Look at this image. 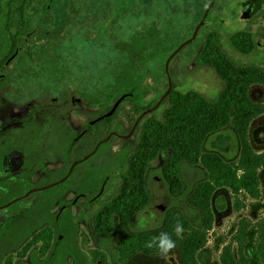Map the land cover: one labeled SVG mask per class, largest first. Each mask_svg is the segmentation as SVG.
<instances>
[{
	"label": "rangeland",
	"instance_id": "obj_1",
	"mask_svg": "<svg viewBox=\"0 0 264 264\" xmlns=\"http://www.w3.org/2000/svg\"><path fill=\"white\" fill-rule=\"evenodd\" d=\"M211 1L46 0L43 3L42 0H34L31 7L38 10L35 24L29 34L23 38L22 44L5 67L4 75L0 79V115L13 113V110L16 113L21 107L17 105L13 107V105L25 102L31 107L25 113L24 119L27 122L35 125L40 121L41 126L49 131L59 129L61 135L66 136V140L69 139L68 142L73 138L72 160L88 154L96 143L104 139L111 131H118L121 135L126 134L138 116L136 108L151 103L167 88L166 58L164 59L161 54L145 57L140 92H137L141 98L136 99L134 103L121 102L113 112L111 120L101 122L94 130L88 131L83 139H78L83 120L80 113L76 111L70 113L73 122V130L70 134V129L66 132V124L63 123L59 113L36 109L39 104H43L40 98L57 95L61 92L60 89L63 91L70 89V84L67 82H74L75 89L81 83H85L89 89L91 83L95 81L98 82L101 79V83H104L108 77V70H111L118 62L127 59L132 62L134 60L137 64V58L135 60L131 53L124 52L116 46L125 48V44L130 42L134 34L146 28L164 29L165 32L173 34L171 39L174 45L183 43L191 37L192 28L196 27ZM73 2L78 11L73 7ZM104 4L109 6V13L115 18L112 29L107 25L108 19L97 18V14L103 15ZM248 5H251L253 10L244 20L241 15ZM15 6L17 5L14 4L12 7ZM81 8L84 11L79 20L75 15H81ZM6 9H8L6 0H0V57L6 56L9 52V33L5 29L4 20ZM19 23L20 20L16 19L14 26L16 27ZM15 27L11 28V31H14ZM59 31H69L70 35L60 40L62 44L55 50L57 55L51 53L48 59L41 60L44 70H39L37 75H29L27 78H17L15 68L21 72L22 69L17 66V63L20 62L19 58L23 59V55L26 54V47L31 46L38 37L45 40L54 37V33ZM238 32H248L251 35L253 50L250 53H240L231 44L232 36ZM209 37L218 38L220 51L228 55L235 64L264 67V0H215L195 39L185 45L169 63L168 72L174 85L173 89L180 92L195 91L207 100L215 101L224 88V82L217 75L216 68L204 61L203 56L201 57L205 47L210 49L207 43ZM215 46L217 45L211 43L213 51ZM33 69L38 70V67ZM52 71L56 72L51 77L53 81L44 78ZM9 83H19L17 86L22 89L19 90L20 88L14 85H10L8 89ZM18 92L22 94L19 95ZM249 95L254 102H264V88L261 85H252ZM6 96L14 99L12 103H8L13 107L12 109L2 101ZM88 99L89 121L108 112L117 100L114 99L105 108H100L90 104V98ZM6 107H9V111ZM167 107L168 103L165 99L149 116L160 120ZM146 118L140 121L131 137L122 139L112 136L101 144L93 156L76 167L68 180L57 186L28 194L33 188L45 185L47 182L45 178L38 180V171L29 169L21 171V174L32 175L31 181L24 182L20 178L15 181L17 187L8 186L9 183H6L8 181L0 182V206L10 203L0 209V244L7 245V250L0 255V264L5 260L9 261V264H104V261L99 259L92 260L91 257L95 252L105 256L106 264H181L176 250L164 258L159 255L147 257L135 255L125 262L118 260L117 252L118 244L127 232L160 227L169 208L180 206L189 215L193 214L186 206L185 198L193 184L203 177V172L199 167L184 165L182 180L185 190L178 195H171L161 173L164 159L170 155L167 150H161L150 162L146 177L149 202L134 215L130 226L123 227L118 220H115L113 229L108 233H97L93 228L94 215L120 191L121 177H118V173L120 170L123 173L127 169V161L135 151L142 123ZM9 120L16 122L18 118L10 117ZM246 134L254 150L264 152V113L251 121ZM239 138L240 135L235 126L229 123L207 135L202 151L215 153L226 162L236 161L240 152ZM63 140H59L58 148L62 147ZM83 140L86 142L85 147L81 146ZM127 152L129 154L125 157ZM70 163L69 159L58 171V177L66 173ZM86 168L91 169L86 181L98 183V187L106 174H110L111 178L107 181L104 193L98 199L89 202L79 199L73 205L66 206L67 208L60 213H67V221L64 223L66 225L62 226L63 217L59 214V210L62 205H67L76 199L77 193V186L69 194L67 189L76 185L77 175ZM4 173L6 172L0 171V175ZM259 173L261 197L256 200L246 198L243 200V207L238 211L234 207V199L228 189L221 188L215 192L212 199L214 221L207 245L197 256L200 264H219L220 248L235 233L239 221L248 218L254 222L264 214V167ZM96 190L86 192L88 197L91 198ZM56 218L57 227L61 225L59 241H56L58 235L54 224ZM147 221L150 224L145 227ZM47 230L52 233L51 240L47 244L43 240H36L37 244L29 246L23 258H18L16 253H23V249L29 241L34 239L37 232L46 235ZM245 253L253 261L252 248L249 244L246 246Z\"/></svg>",
	"mask_w": 264,
	"mask_h": 264
},
{
	"label": "trees",
	"instance_id": "obj_2",
	"mask_svg": "<svg viewBox=\"0 0 264 264\" xmlns=\"http://www.w3.org/2000/svg\"><path fill=\"white\" fill-rule=\"evenodd\" d=\"M33 2L34 0H6L8 9L4 14V20L5 29L9 33V52L6 56L0 57V74L35 24L38 10L31 7ZM14 4L17 6L13 8ZM104 5L103 15L97 14V18L108 19L107 25L112 29L115 18L109 13V6ZM73 7L77 9L74 2ZM44 8L45 6L43 11ZM83 11L81 8V15H75L77 19L81 20ZM14 19L20 20L16 27ZM13 27L15 30L11 31ZM192 29L194 30V27ZM69 35V31H59L54 33V37L45 40L38 37L31 46L26 47V54L23 55V59L19 58L17 66L29 65L30 68L25 72L30 69L33 71L27 72L26 75L30 73L37 75L39 70H44L41 60L48 59L51 53L54 54L62 44L60 40L68 38ZM172 36V33L165 32L164 29L150 27L134 34L130 42L125 44V48L117 45L116 48L131 53L135 60L137 58V64L134 60L132 62L124 59L108 70V77L104 83H101V79L91 83L88 89L90 104L105 108L111 101L124 95L135 99L141 98L137 92H140L145 57L161 54L164 59L167 58L178 46L173 44ZM207 43L210 49L205 47L201 57L216 68L217 75L224 82L222 92L215 101H209L195 91L180 92L173 89L166 98L168 107L162 119L157 120L149 116L152 112L146 115L149 118L144 117L146 119L142 123L138 144L127 161V169L120 176V191L94 215L93 228L97 233H108L113 229L115 220L123 227L130 226L134 215L149 202L147 172L150 162L161 150L170 152L164 159L161 173L171 195H178L185 190L182 180L184 165L199 167L202 170L203 177L193 184L185 198V204L193 214L189 215L180 206L172 207L166 211L160 227L127 232L118 244L120 262H125L135 255L144 257L158 255L156 249L145 248V242L161 232H167L177 241L174 250L178 252L181 264H200L197 256L207 245L214 221L212 199L215 192L221 188L228 189L237 211L243 207V200L246 198L256 200L261 197L259 172L264 167V152L254 150L246 133L251 121L264 113V102H254L249 95V90L254 84L264 88V67L235 64L228 55L220 51L218 38L209 37ZM211 43L218 46L214 47V51ZM231 44L243 54L253 50L251 35L248 32L234 34ZM34 67H38V70H34ZM15 70L16 77L21 78L20 70L17 68ZM50 73L44 78L53 81L51 77L56 72ZM162 94L160 93L151 103L138 106L137 113L140 114L153 106ZM106 113L98 116L96 124L111 120L113 114L105 116ZM229 123L235 126L240 135V152L236 161L226 162L215 153L203 152L202 145L209 133ZM178 220L184 228L182 239L177 238L174 232ZM51 236V231L47 230L46 235L41 233L39 237H34L19 256L23 257L27 248L38 238L47 244ZM247 244L252 248L253 261L245 253ZM91 258L93 261L99 259L106 264L102 253L95 252ZM218 259L219 264H264V214L254 222L248 218L241 219L230 240L220 248Z\"/></svg>",
	"mask_w": 264,
	"mask_h": 264
},
{
	"label": "flooded vegetation",
	"instance_id": "obj_3",
	"mask_svg": "<svg viewBox=\"0 0 264 264\" xmlns=\"http://www.w3.org/2000/svg\"><path fill=\"white\" fill-rule=\"evenodd\" d=\"M29 68H30L29 65H22L21 67L22 77L21 78H27L29 75H32V73H30L29 75H26L27 72L33 71L32 69H30L27 72H25L26 69H29ZM3 75H4L3 73L0 74V79L3 77ZM67 83L70 84L69 85L70 89H67L66 91H63L62 89H60L61 92H59L57 95H52V96L47 95L43 99L40 98V101L43 102V104L42 103L39 104L38 109L36 110L37 111H48V110L50 111L51 110V111H56L57 113H59V115L62 117V121H64L63 123L66 124V132L68 131V129H70V134L72 133V130H73V122L71 120L70 113H73L74 111H76L77 113H80L81 114L80 116L83 117V120H82V129L79 132L78 139H81V138L83 139V137L87 135L88 131H90V127H92V130H94L100 123L96 124L95 122V120L98 119V117L96 119H93V121H89L88 119L89 99H88V87L85 85V83H81V85H78L77 89L74 88V82H70V83L67 82ZM10 85L11 86L14 85L18 89L20 88L18 87L19 83H9L8 89H10ZM21 89L22 88H20L19 90ZM18 94L21 95L22 92H18ZM124 100L131 101L132 103L136 101V99L132 98V96L126 97L125 95H124L123 100L120 101V103ZM2 101L8 104V103H12L14 99L9 96H6L5 98H3ZM16 105L17 107H21L19 111H16V113L13 110V113H7L6 115L5 114L0 115V118L3 119V120L0 119V122H1V125H0V171L6 172L3 175H0V182L4 183L8 181L6 182V183H9L8 186L10 185L14 186L15 181L20 180V178H22L24 182L29 181V180L31 181L32 175L21 174V171L23 172V170H26V169L38 171L37 179L38 180L42 178L47 179V182L45 185L54 183L57 180L66 176L67 173L69 172L71 165L74 163V161L84 157L85 155H87V153L84 156H80L72 160L71 158L73 154V138L72 139L70 138L71 140L68 142L69 139L66 140L67 137L61 135L59 129L58 130L55 129L53 131L44 129L41 126L40 121L38 122V124L31 125L30 122H27L26 119H24L26 111H29L31 107L27 106L25 102L14 104L13 107H15ZM7 106H11V105L8 104ZM13 107L11 106L10 109H12ZM7 111H9V107L7 108ZM140 114H138V116ZM10 117H17L18 120H16V122L15 120L14 121L9 120ZM136 119L134 120V122L132 123L130 127V130L126 134L121 135L118 133V131L114 130L108 133V135L111 134L109 139L112 136L122 138V139H127L131 137L140 123L139 122L137 126L133 129ZM64 137H65V140H63ZM61 139L63 140L62 147L58 148L59 140ZM81 146L82 147L86 146V142L84 140L82 141ZM99 147L94 152V154L98 151ZM128 154L129 153L127 152L125 157H127ZM103 157H104L103 160L105 161L106 153L103 155ZM69 159L71 160V163L66 173L58 177L57 176L58 171L62 167H64V165H66ZM124 159L125 158H123V160ZM79 164L74 166V168L72 169V172L68 175V177L64 181L68 180L70 175L74 173V170L76 169V167H78ZM90 170H91L90 168L88 169L86 168L85 170L83 169L80 172V175L76 173L78 174L76 178V185L74 187L71 186L69 189H67L68 194H69V192L72 193L76 189L75 187L77 186V193L75 195L76 199H73V201L71 203H68L67 205L65 204L62 205L61 209L59 210V214L62 212L63 209L67 208L66 206L73 205L79 199H83L85 202H89V201L98 199L104 193L107 181L111 178V175L106 174L104 179L102 180V182L100 183L98 187L97 186L98 183L93 184V183H89L86 181L87 177L89 176ZM121 174H122V170H120V172L118 173L119 178ZM64 181L60 183H63ZM60 183L54 186H57ZM45 185H42V186H45ZM15 187L17 186L15 185ZM97 187L98 189L96 190ZM95 190H96L95 194L91 198H89L88 193L86 192L95 191ZM66 214H67L66 212L60 214L61 217H63V223L61 224L62 226L66 225L64 224L67 221ZM56 220L57 218L55 219L54 224L56 225V231L58 234L56 241H58L59 239L58 236H59V231L61 229V225H59V228H58L56 224L57 223ZM39 236H40L39 232H37L34 235L35 238ZM38 240H40V238H38ZM37 241L32 243L30 247L35 246L37 244ZM30 242L31 241H29L27 244H29ZM6 250H7V245L1 243L0 244V255H2ZM16 255L18 256V258H23L19 256L18 252L16 253ZM2 264H9V263L8 261L5 260V262Z\"/></svg>",
	"mask_w": 264,
	"mask_h": 264
},
{
	"label": "water",
	"instance_id": "obj_4",
	"mask_svg": "<svg viewBox=\"0 0 264 264\" xmlns=\"http://www.w3.org/2000/svg\"><path fill=\"white\" fill-rule=\"evenodd\" d=\"M214 1H215V0H212L211 3H210V5L206 8V10H205V12H204L202 18L200 19V21L197 23L196 27L194 28L191 37H190L189 39H187L186 41H184L183 43H180V44H179V45H178V46H177V47H176V48H175V49H174V50L168 55V57L166 58L165 69H166V74H167V78H168L167 88H166V90L164 91V93L160 96V98L157 100V102H156L153 106H151V107L145 109V110H144V111H143V112L137 117V119H136V121H135V123H134V127H133V129L137 126V124H138V123H139V122H140V121H141L146 115H148L149 113H151V112H153L155 109H157V108L161 105V103L167 98V96L170 94L171 90H173L174 85H173V83H172V81H171V79H170L169 72H168V66H169V63H170L171 59H172V58H173V57H174V56H175V55H176V54H177V53H178V52H179V51H180L185 45L189 44L191 41H193V40L195 39V37H196V35H197L199 29H200V28L203 26V24L205 23L206 16H207V14H208L210 8L212 7ZM252 10H253V9H252V6H251V5H248V7H246L245 11L242 13L241 18L244 19V20H246V19L248 18L249 14L252 12ZM122 98H124V96H122L121 98H119V99L116 100V102L114 103L113 107H112V108H111V109L105 114V116H110V115L113 114V112H114L115 109L117 108V106H118V104L120 103V101H121ZM110 136H111V134H109L105 139L100 140V141L96 144V146L94 147V149H93L90 153H88L87 155H85L84 157H82V158H80V159L75 160L74 163L71 165V167H70V169H69V172L67 173L66 176H64L63 178L57 180V181L54 182V183H51V184H48V185H45V186H41V187H36V188L32 189L30 192H28V194H30L32 191H37V190H43V189H46V188H50V187H52V186H54V185H56V184H58V183L64 181V180L68 177V175L72 172V169L74 168L75 165H77V164H79V163H81V162L87 160L90 156H92V155L94 154V152L97 150V148H98L103 142L107 141V140L109 139ZM28 194H27V195H28ZM9 204H10V203H8V204H6V205H1V206H0V209H2V208H4V207L8 206ZM149 224H150V222L147 221V222L145 223L144 226L146 227V226L149 225ZM142 226H143V225H142ZM145 227H144V228H145ZM58 241H59V239H58Z\"/></svg>",
	"mask_w": 264,
	"mask_h": 264
},
{
	"label": "clouds",
	"instance_id": "obj_5",
	"mask_svg": "<svg viewBox=\"0 0 264 264\" xmlns=\"http://www.w3.org/2000/svg\"><path fill=\"white\" fill-rule=\"evenodd\" d=\"M174 232L177 238H183L184 228L179 220L174 226ZM144 246L148 249H156L157 254L164 258L174 251L177 247V241L169 233L161 232L158 236H154L149 241H146Z\"/></svg>",
	"mask_w": 264,
	"mask_h": 264
}]
</instances>
